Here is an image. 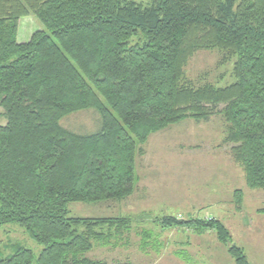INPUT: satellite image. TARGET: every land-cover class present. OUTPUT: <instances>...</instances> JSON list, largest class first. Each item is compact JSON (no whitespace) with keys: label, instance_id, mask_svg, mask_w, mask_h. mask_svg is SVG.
<instances>
[{"label":"trees","instance_id":"16d2710c","mask_svg":"<svg viewBox=\"0 0 264 264\" xmlns=\"http://www.w3.org/2000/svg\"><path fill=\"white\" fill-rule=\"evenodd\" d=\"M30 16L43 30L19 43ZM199 50L233 60L235 82L189 81ZM90 109L95 133L61 125ZM216 113L247 186L264 189V0H0V230L16 224L43 246L36 257L12 245L0 264H105L88 258L94 243L117 246L133 220L71 217L69 205L129 198L139 146ZM156 222L214 231L235 264H250L219 220Z\"/></svg>","mask_w":264,"mask_h":264},{"label":"rangeland","instance_id":"374dc122","mask_svg":"<svg viewBox=\"0 0 264 264\" xmlns=\"http://www.w3.org/2000/svg\"><path fill=\"white\" fill-rule=\"evenodd\" d=\"M133 1L144 6L152 2ZM19 25V43L29 42L43 30L33 16L22 18ZM222 59L217 50L197 51L186 66L187 79L196 85L233 84V60ZM99 119L95 110H83L65 117L61 125L88 135L96 132ZM225 129L222 117L216 113L207 121L186 119L152 134L139 146L138 182L129 198L70 204L71 217L133 220L131 230L120 237L117 246L103 247L95 242L88 258L105 264H235L214 231L199 234L195 224L163 228L156 222L165 217L192 223L215 218L225 225L232 243L244 250L250 264H264V189L249 188L243 169L238 172L235 168L239 164L233 158L232 145L224 143ZM224 176L228 179L222 185ZM236 190L244 196L240 207L235 203ZM15 244L32 250L36 257L43 251V246L18 225L1 228L0 254L11 255Z\"/></svg>","mask_w":264,"mask_h":264},{"label":"crops","instance_id":"0c3cea01","mask_svg":"<svg viewBox=\"0 0 264 264\" xmlns=\"http://www.w3.org/2000/svg\"><path fill=\"white\" fill-rule=\"evenodd\" d=\"M158 134H159V133H158ZM154 136H155V135H154ZM156 136H159V135H156ZM151 138H153V137H151ZM236 165H237V164H235V166H236ZM235 168L238 169V172H239V170L241 169V167H240L239 165H237ZM136 169H137V170H136L137 175H139V168L137 167ZM213 175H214V174H213ZM221 175H222V174H221ZM209 176H210V175H209ZM227 176H228V175H227ZM140 177H141V179H142V178L144 179L143 176H140ZM224 177H225V178H224ZM224 177H223V179L220 180L222 185H224L225 181L228 179V178L226 179V176H224ZM218 178L220 179V175H217V174H216V179H218ZM140 181H141V180H140ZM140 181H139V182H140ZM188 181H189V180H188ZM138 184H139V183H138ZM230 200H231V199H230ZM214 219H215V218H214ZM216 220H217V219H216Z\"/></svg>","mask_w":264,"mask_h":264}]
</instances>
